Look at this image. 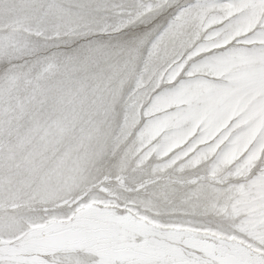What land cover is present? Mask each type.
<instances>
[{
    "label": "snow or ice",
    "instance_id": "1",
    "mask_svg": "<svg viewBox=\"0 0 264 264\" xmlns=\"http://www.w3.org/2000/svg\"><path fill=\"white\" fill-rule=\"evenodd\" d=\"M0 264H264V0H0Z\"/></svg>",
    "mask_w": 264,
    "mask_h": 264
}]
</instances>
